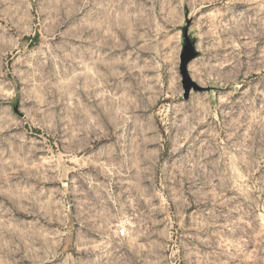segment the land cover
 <instances>
[{
	"label": "rangeland",
	"instance_id": "374dc122",
	"mask_svg": "<svg viewBox=\"0 0 264 264\" xmlns=\"http://www.w3.org/2000/svg\"><path fill=\"white\" fill-rule=\"evenodd\" d=\"M83 152L129 171L123 236L68 210ZM0 264H264V0H0Z\"/></svg>",
	"mask_w": 264,
	"mask_h": 264
},
{
	"label": "crops",
	"instance_id": "0c3cea01",
	"mask_svg": "<svg viewBox=\"0 0 264 264\" xmlns=\"http://www.w3.org/2000/svg\"><path fill=\"white\" fill-rule=\"evenodd\" d=\"M107 160L106 154L83 152L69 159V164L67 159L59 164L61 184L72 188L68 210L80 233H90L98 241L107 235L119 236L118 230H126L132 214L129 171L125 175L120 167L118 174L109 175Z\"/></svg>",
	"mask_w": 264,
	"mask_h": 264
},
{
	"label": "water",
	"instance_id": "95a60500",
	"mask_svg": "<svg viewBox=\"0 0 264 264\" xmlns=\"http://www.w3.org/2000/svg\"><path fill=\"white\" fill-rule=\"evenodd\" d=\"M199 55L195 47V39L191 38L186 31L182 32L181 51L179 54L178 71L181 77L183 89V99H188L191 91L203 92L209 88L199 85L190 75L188 70L189 63Z\"/></svg>",
	"mask_w": 264,
	"mask_h": 264
},
{
	"label": "built area",
	"instance_id": "2783aa9c",
	"mask_svg": "<svg viewBox=\"0 0 264 264\" xmlns=\"http://www.w3.org/2000/svg\"><path fill=\"white\" fill-rule=\"evenodd\" d=\"M118 235H119V236H123V235H125V230H124V229H119V230H118Z\"/></svg>",
	"mask_w": 264,
	"mask_h": 264
}]
</instances>
